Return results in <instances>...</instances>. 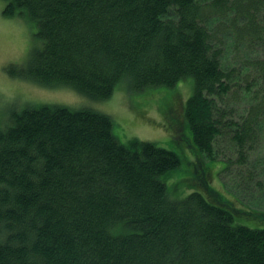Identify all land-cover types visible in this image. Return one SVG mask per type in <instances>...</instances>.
Returning <instances> with one entry per match:
<instances>
[{
	"label": "trees",
	"instance_id": "16d2710c",
	"mask_svg": "<svg viewBox=\"0 0 264 264\" xmlns=\"http://www.w3.org/2000/svg\"><path fill=\"white\" fill-rule=\"evenodd\" d=\"M2 1L39 41L11 76L92 100L190 78L182 116L179 102L162 114L185 117L203 156L264 192V0ZM180 164L153 142L121 143L91 108L0 117V264H264V227L198 191L169 196L163 176Z\"/></svg>",
	"mask_w": 264,
	"mask_h": 264
},
{
	"label": "rangeland",
	"instance_id": "374dc122",
	"mask_svg": "<svg viewBox=\"0 0 264 264\" xmlns=\"http://www.w3.org/2000/svg\"><path fill=\"white\" fill-rule=\"evenodd\" d=\"M4 4L0 0V117L3 123H7L14 113L42 104L101 111L111 117L113 132L121 143L126 144L136 137L179 155L180 167L163 176L171 198L183 199L198 191L208 201L231 212L236 223L264 227L263 186L259 188L254 182L250 185V192L240 188L234 174L229 177L222 173V160H209L194 146L192 131L185 117L168 118L161 112L171 102L174 106L179 102V115L182 116V105L192 93V79L179 82L173 90L152 88L132 91L118 85L109 98L92 100L67 87H42L15 78L8 68L23 64L32 50L39 46V41L32 23L20 16L3 14ZM258 154L263 158L262 153ZM257 169L259 172V167Z\"/></svg>",
	"mask_w": 264,
	"mask_h": 264
}]
</instances>
